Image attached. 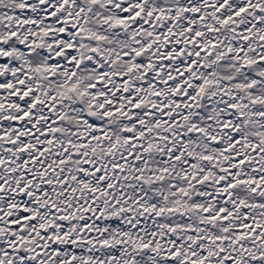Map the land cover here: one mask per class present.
<instances>
[{"label":"snow or ice","instance_id":"obj_1","mask_svg":"<svg viewBox=\"0 0 264 264\" xmlns=\"http://www.w3.org/2000/svg\"><path fill=\"white\" fill-rule=\"evenodd\" d=\"M0 264H264V0H0Z\"/></svg>","mask_w":264,"mask_h":264}]
</instances>
